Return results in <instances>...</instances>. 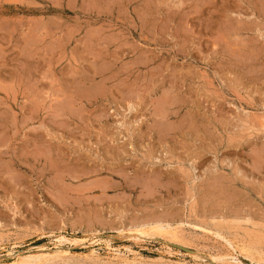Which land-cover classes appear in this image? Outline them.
<instances>
[{
    "label": "rangeland",
    "instance_id": "obj_1",
    "mask_svg": "<svg viewBox=\"0 0 264 264\" xmlns=\"http://www.w3.org/2000/svg\"><path fill=\"white\" fill-rule=\"evenodd\" d=\"M110 247L264 264V0H0V264Z\"/></svg>",
    "mask_w": 264,
    "mask_h": 264
},
{
    "label": "bare ground",
    "instance_id": "obj_2",
    "mask_svg": "<svg viewBox=\"0 0 264 264\" xmlns=\"http://www.w3.org/2000/svg\"><path fill=\"white\" fill-rule=\"evenodd\" d=\"M168 225V224H167ZM171 226H167V227H165L163 224H159V225H157V226H155L154 228H153V231H149V229H144V228H136V229H134V230H128V231H126V230H124V229H120V228H118V229H116V233H117V237L118 238H128V239H130V240H138V241H140V240H143L144 239V237H147V236H152V235H154V234H159V233H164V234H168L170 237H172V238H175L176 237V235H175V232L173 233L172 232V229L170 228ZM161 233V234H162ZM220 233V232H219ZM160 234V235H161ZM163 234V235H164ZM166 236V235H165ZM217 236H219V235H217ZM225 236V235H224ZM56 239L59 241V240H63V237H61V236H57L56 237ZM228 241V240H227ZM229 242H231V240L230 241H228V243ZM227 243V244H228ZM230 244V243H229ZM228 244V245H229ZM231 244H233L232 242H231ZM230 247H232L233 249H238L239 247L237 246V245H231ZM244 247V246H243ZM242 247V248H243ZM241 248V249H242ZM107 249H109V250H112V256L111 257H113L114 259H116L117 260V262L115 261V264L116 263H118V264H142L140 261H137V259L134 257V258H131V259H129L128 257H126L125 256V253L126 254H128V255H130V254H132L133 252H132V250H130V249H128V248H125V250L124 251H122L121 249L119 250V249H113V248H107ZM240 249V248H239ZM243 251V250H242ZM107 252H109V251H107ZM58 253V252H57ZM65 253V252H64ZM247 254H249V253H247ZM55 255H59V254H51V253H47V252H43V250H41V249H37V250H35V251H33V252H29L28 254H26V255H24V256H21V257H19V261H16V263L15 264H25V263H29V264H32V263H37V262H42V261H44V262H46V261H48V260H50V259H57L56 257H55ZM65 255V254H64ZM230 255H231V253H230ZM67 256V255H66ZM233 256V255H232ZM61 257V256H60ZM63 257L64 256H62V259H63ZM68 257V256H67ZM231 257V256H230ZM109 258V257H108ZM70 259V258H69ZM68 259V260H69ZM232 259H234V261H235V259H237V258H235L234 256L232 257ZM61 260V259H60ZM60 260H59V263H60ZM66 260V259H65ZM102 261V260H101ZM111 261V260H110ZM100 262V261H99ZM48 263V262H47ZM49 263H51V262H49ZM53 263V262H52ZM61 263H63L62 261H61ZM69 263V262H68ZM38 264H40V263H38ZM42 264V263H41ZM58 264V263H57ZM67 264V263H66Z\"/></svg>",
    "mask_w": 264,
    "mask_h": 264
},
{
    "label": "water",
    "instance_id": "obj_3",
    "mask_svg": "<svg viewBox=\"0 0 264 264\" xmlns=\"http://www.w3.org/2000/svg\"><path fill=\"white\" fill-rule=\"evenodd\" d=\"M175 246H176L177 249H180V250H182V251H186V252H189V251H190L189 249H187V248H185V247H182V246H180V245H175Z\"/></svg>",
    "mask_w": 264,
    "mask_h": 264
}]
</instances>
